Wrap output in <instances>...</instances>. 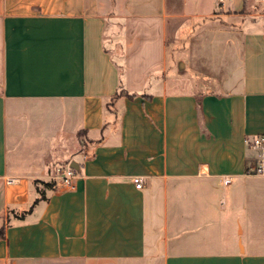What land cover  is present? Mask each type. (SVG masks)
<instances>
[{"label": "crops", "instance_id": "0c3cea01", "mask_svg": "<svg viewBox=\"0 0 264 264\" xmlns=\"http://www.w3.org/2000/svg\"><path fill=\"white\" fill-rule=\"evenodd\" d=\"M261 133L264 0H0V264H264Z\"/></svg>", "mask_w": 264, "mask_h": 264}, {"label": "built area", "instance_id": "2783aa9c", "mask_svg": "<svg viewBox=\"0 0 264 264\" xmlns=\"http://www.w3.org/2000/svg\"><path fill=\"white\" fill-rule=\"evenodd\" d=\"M223 1V0H218ZM244 143L247 149L253 152L252 162L246 169V174L264 176V133L252 136H246ZM55 174L59 178L60 185L66 188H73L75 178V169L69 165L57 166ZM133 182L136 188H141L142 182L139 177H134ZM230 182L229 178L224 179V183Z\"/></svg>", "mask_w": 264, "mask_h": 264}, {"label": "rangeland", "instance_id": "374dc122", "mask_svg": "<svg viewBox=\"0 0 264 264\" xmlns=\"http://www.w3.org/2000/svg\"><path fill=\"white\" fill-rule=\"evenodd\" d=\"M105 44L109 43V39L105 38L104 39ZM196 44V43H195ZM180 51V47L177 48V52ZM182 56L181 53L176 54V58ZM179 72H176L175 78H174V84L176 85L174 87V85H172V88L177 90V89H187L189 88V86L187 85V83L192 82V80H190L188 77L183 75V61L181 59V61H179ZM177 71V70H176ZM195 82H197L198 80H194Z\"/></svg>", "mask_w": 264, "mask_h": 264}, {"label": "trees", "instance_id": "16d2710c", "mask_svg": "<svg viewBox=\"0 0 264 264\" xmlns=\"http://www.w3.org/2000/svg\"><path fill=\"white\" fill-rule=\"evenodd\" d=\"M129 96H132V95H129Z\"/></svg>", "mask_w": 264, "mask_h": 264}]
</instances>
